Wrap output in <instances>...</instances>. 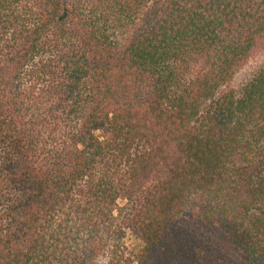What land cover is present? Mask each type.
Listing matches in <instances>:
<instances>
[{"label":"trees","instance_id":"obj_1","mask_svg":"<svg viewBox=\"0 0 264 264\" xmlns=\"http://www.w3.org/2000/svg\"><path fill=\"white\" fill-rule=\"evenodd\" d=\"M264 0H0V264H264Z\"/></svg>","mask_w":264,"mask_h":264},{"label":"rangeland","instance_id":"obj_2","mask_svg":"<svg viewBox=\"0 0 264 264\" xmlns=\"http://www.w3.org/2000/svg\"><path fill=\"white\" fill-rule=\"evenodd\" d=\"M264 67V51L251 55L243 66L235 73L233 85H238L248 79L257 69ZM105 258L101 256L95 264H104Z\"/></svg>","mask_w":264,"mask_h":264}]
</instances>
